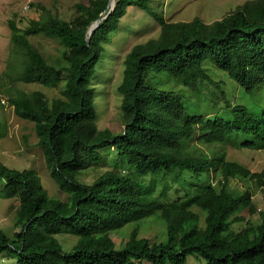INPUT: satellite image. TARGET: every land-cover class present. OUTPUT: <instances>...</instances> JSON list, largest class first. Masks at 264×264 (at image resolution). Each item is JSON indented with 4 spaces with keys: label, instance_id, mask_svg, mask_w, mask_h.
Listing matches in <instances>:
<instances>
[{
    "label": "trees",
    "instance_id": "obj_1",
    "mask_svg": "<svg viewBox=\"0 0 264 264\" xmlns=\"http://www.w3.org/2000/svg\"><path fill=\"white\" fill-rule=\"evenodd\" d=\"M112 4L77 3L70 22L51 12L26 28L9 21L20 64L12 82L60 89L50 98L17 87L9 102L20 118L35 123L51 176L69 199L51 197L35 170L0 162V196L17 207L14 236L0 229V257L19 264H187L191 257L206 264H264V210L253 204L251 191L230 187L236 178L264 187V174L227 159L223 149L229 143L264 149V0H249L210 24L169 21L159 0H116L113 10ZM130 8L151 16L161 33L126 57L119 87L125 128L116 134L98 127L92 81L105 44ZM107 15L90 37L91 26ZM38 34L61 42L60 66L31 42ZM207 64L244 89L250 104L235 105L222 92L225 107L204 113L190 94L204 98L203 86L215 85ZM110 150L118 155L117 167L83 183L80 176ZM159 179H181L189 188L168 199V185L156 193ZM246 210L259 220L231 231L246 220ZM151 219L165 223L166 241L141 236ZM128 226L129 239L118 248L114 233ZM68 234L77 239L71 249L58 238Z\"/></svg>",
    "mask_w": 264,
    "mask_h": 264
},
{
    "label": "rangeland",
    "instance_id": "obj_2",
    "mask_svg": "<svg viewBox=\"0 0 264 264\" xmlns=\"http://www.w3.org/2000/svg\"><path fill=\"white\" fill-rule=\"evenodd\" d=\"M87 0H0V162L11 169L35 170L41 178L42 186L53 198L67 201L69 195L60 190L55 179L51 176L52 169L47 165L44 151L39 146V139L35 130V123L20 118L9 102L10 93L14 88H20L32 93L36 90L44 91L50 98L60 96V89L46 88L40 85H27L12 82L19 70L20 64L13 56V44L11 41V29L9 21L15 20L20 27L26 28L34 19H41L49 12L58 15L65 21H72L76 16V4ZM163 4L160 10L166 19L172 22H191L196 18L206 23L221 20L234 12L239 6L249 0H159ZM161 33V25L151 16L137 8H130L123 19L120 29L113 34L111 40L105 44L106 51L98 66V73L92 84L96 89V108L99 114L97 123L100 129H110L119 134L125 128L122 117V94L119 87L123 81L125 60L131 50L140 43H146L150 39L158 38ZM31 42L36 44L46 60L60 66L61 42L56 38H49L42 34L35 35ZM215 85L203 86L204 98L191 93L193 100L204 113L209 114L225 107L226 97L235 105H249L250 100L239 85L235 84L224 72L211 64L206 65ZM219 85V87L217 86ZM180 89V87H177ZM196 143V142H195ZM206 150L207 148L204 147ZM227 159L236 160L245 164L253 173L264 174V149L247 150L238 148L233 143L225 146ZM105 160L101 165L93 167L83 173L80 179L83 183L92 184L108 170L118 165V155L114 150L104 152ZM146 183L152 180L147 178ZM169 186L168 199H173L184 194L185 188L181 179L157 180L156 193L159 194L165 186ZM230 187L237 193L248 190L252 193L253 204L258 211L264 210V187H259L257 181H247L236 178L231 181ZM1 189V186H0ZM14 200L0 196V229L10 236L17 231L16 205ZM245 221L235 222L231 231L237 233L247 224V219L253 222L259 220V214L250 216L248 210L243 214ZM153 220L145 225L141 236L150 238L153 242H162L167 239L166 225L162 220ZM149 220V221H151ZM132 227L114 233L118 248L129 239ZM66 249H71L77 239L71 235L58 237ZM0 264H19L16 259L0 257ZM187 264H206L191 257Z\"/></svg>",
    "mask_w": 264,
    "mask_h": 264
},
{
    "label": "water",
    "instance_id": "obj_3",
    "mask_svg": "<svg viewBox=\"0 0 264 264\" xmlns=\"http://www.w3.org/2000/svg\"><path fill=\"white\" fill-rule=\"evenodd\" d=\"M113 1V4H112V10L114 9L115 7V4H116V0H112ZM108 17V15L106 17H103L101 19H99L98 21H96L90 28V37L92 36V31L102 22L104 21L106 18Z\"/></svg>",
    "mask_w": 264,
    "mask_h": 264
}]
</instances>
